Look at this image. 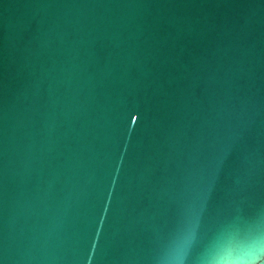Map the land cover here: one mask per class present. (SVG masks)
I'll return each instance as SVG.
<instances>
[{"label": "water", "instance_id": "1", "mask_svg": "<svg viewBox=\"0 0 264 264\" xmlns=\"http://www.w3.org/2000/svg\"><path fill=\"white\" fill-rule=\"evenodd\" d=\"M209 195L264 203V0H0V264H156Z\"/></svg>", "mask_w": 264, "mask_h": 264}, {"label": "snow or ice", "instance_id": "2", "mask_svg": "<svg viewBox=\"0 0 264 264\" xmlns=\"http://www.w3.org/2000/svg\"><path fill=\"white\" fill-rule=\"evenodd\" d=\"M210 200L189 203L177 214L156 264H264V203H240L210 218Z\"/></svg>", "mask_w": 264, "mask_h": 264}, {"label": "clouds", "instance_id": "3", "mask_svg": "<svg viewBox=\"0 0 264 264\" xmlns=\"http://www.w3.org/2000/svg\"><path fill=\"white\" fill-rule=\"evenodd\" d=\"M207 264H217V262L212 261L211 259H209V260L207 261Z\"/></svg>", "mask_w": 264, "mask_h": 264}]
</instances>
